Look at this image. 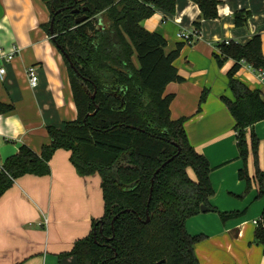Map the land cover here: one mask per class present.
<instances>
[{
	"label": "trees",
	"instance_id": "1",
	"mask_svg": "<svg viewBox=\"0 0 264 264\" xmlns=\"http://www.w3.org/2000/svg\"><path fill=\"white\" fill-rule=\"evenodd\" d=\"M42 1L50 18L55 17L52 42L69 57L63 60L77 117L61 128H47L49 140L39 154L23 145L6 158L0 166V198L23 176L49 175L53 155L65 150L81 177H99L104 203L103 216L92 221L89 235L75 242L67 254L75 257V264H200L194 246L203 237L189 235L186 221L200 215L201 206L215 211L210 205L213 169L189 144L185 120L170 118L174 95L164 93L168 84L184 81L174 66L184 44L166 53V40L141 25L157 10L174 14L176 0ZM190 1L200 9L193 24L199 36L202 21L216 19L221 2ZM80 16H86V21L76 25ZM249 17V12L235 13V26H246ZM43 27L50 34V22ZM217 47L219 54L213 57L219 67L234 61L227 74L233 101H223L235 119L239 157L244 163L249 155L254 157L260 197L264 170L258 169L254 126L264 121V98L235 75L241 62L264 70L262 40L255 35L245 45L228 41ZM206 97L204 91L199 106ZM13 111V105L0 102V115ZM239 178L246 181L248 191L246 167ZM255 241L264 248V210Z\"/></svg>",
	"mask_w": 264,
	"mask_h": 264
},
{
	"label": "crops",
	"instance_id": "2",
	"mask_svg": "<svg viewBox=\"0 0 264 264\" xmlns=\"http://www.w3.org/2000/svg\"><path fill=\"white\" fill-rule=\"evenodd\" d=\"M219 1L218 17L202 21L199 36L193 24L200 9L190 0H176L174 14L157 10L141 25L166 40V53L184 44L174 61L184 81L168 84L164 93L174 95L170 118L185 120L189 144L213 169L210 205L215 211L186 221L189 235L203 237L194 246L199 263L264 264V248L255 241L254 224H261L264 194L258 197L253 155L245 163L239 157L235 119L223 101H233L227 74L234 61L219 67L213 57L219 54L218 44L235 41L245 45L255 35L261 37L264 54V0ZM237 12L250 13L242 28L234 23ZM50 21L42 0H0V67L5 69L0 75V102L14 107L13 112L0 115V166L23 145L39 154L49 140L47 128H61L77 117L63 55L43 27ZM178 34L189 35L191 41L179 39ZM133 63L138 68L136 56ZM29 67L36 70V88L29 85ZM235 79L260 91L264 98V83L247 63L241 62ZM204 91L207 97L199 106ZM254 129L259 141L258 169L263 171L264 121ZM70 155L57 150L49 162V175L23 176L0 198V264L76 263L67 254L75 242L89 235L92 221L103 216L104 203L100 179L81 177ZM244 167L250 178L248 191L246 181L239 178Z\"/></svg>",
	"mask_w": 264,
	"mask_h": 264
},
{
	"label": "built area",
	"instance_id": "3",
	"mask_svg": "<svg viewBox=\"0 0 264 264\" xmlns=\"http://www.w3.org/2000/svg\"><path fill=\"white\" fill-rule=\"evenodd\" d=\"M177 37L179 39L185 41V42H188V43L191 41L190 40L191 37L189 35H187V34H178ZM9 59H11V56H9L7 58V60H9ZM255 71H256L257 78L259 79V81L264 83V70L263 69H259V70H255ZM4 73H5L4 67H0V75L2 76V75H4ZM26 75H27L30 87L31 88H36L37 84H38V76H37L35 68L34 67L27 68ZM254 224L258 226V225H260V222L254 221Z\"/></svg>",
	"mask_w": 264,
	"mask_h": 264
},
{
	"label": "water",
	"instance_id": "4",
	"mask_svg": "<svg viewBox=\"0 0 264 264\" xmlns=\"http://www.w3.org/2000/svg\"><path fill=\"white\" fill-rule=\"evenodd\" d=\"M61 11H62V10H60L59 12H61ZM83 11H87V9L84 8ZM59 12H58V13H59ZM73 13L77 14V13H79V10H73ZM86 18H87L86 16H80V17H78V18L76 19V21H75L76 25H80V24H82L84 21H86ZM54 19H55V17H53V18L51 19V21H50V35H51V40H52V41H53V38H54V36H53V25H54ZM58 49L60 50L61 54H62L63 56H65V57L69 60V57L65 54L64 50H63L61 47H58ZM70 64H71V63H70ZM71 66L73 67L72 64H71ZM73 68H74V67H73ZM74 70H75V69H74ZM91 99L94 100V95L91 96ZM95 113H96V111H95L93 114H89V115H87V117H89V116H93ZM179 152H180V150H178V153L176 154V156L179 154ZM171 160H172V158H171L170 160L166 161V162L162 165V167H164L165 165H167ZM158 171H159V170H158ZM158 171L155 173L154 177L157 175ZM209 211H210V209H209L208 207H206V206H201V213H207V212H209ZM148 221H149V220H147L145 223H148Z\"/></svg>",
	"mask_w": 264,
	"mask_h": 264
},
{
	"label": "rangeland",
	"instance_id": "5",
	"mask_svg": "<svg viewBox=\"0 0 264 264\" xmlns=\"http://www.w3.org/2000/svg\"><path fill=\"white\" fill-rule=\"evenodd\" d=\"M96 178L98 179L99 177H98V176H96Z\"/></svg>",
	"mask_w": 264,
	"mask_h": 264
}]
</instances>
